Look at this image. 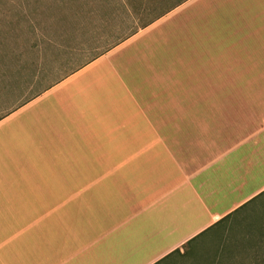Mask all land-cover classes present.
Returning a JSON list of instances; mask_svg holds the SVG:
<instances>
[{"label":"crops","instance_id":"0c3cea01","mask_svg":"<svg viewBox=\"0 0 264 264\" xmlns=\"http://www.w3.org/2000/svg\"><path fill=\"white\" fill-rule=\"evenodd\" d=\"M246 14L249 29L264 30V0ZM254 46L252 69L229 75L220 96L206 56L171 49L95 58L73 74L112 59L91 91V80L67 78L81 88L57 101L51 139L30 131L39 144L28 166H0V264H129L149 254L137 264H164L260 197L264 37Z\"/></svg>","mask_w":264,"mask_h":264},{"label":"rangeland","instance_id":"374dc122","mask_svg":"<svg viewBox=\"0 0 264 264\" xmlns=\"http://www.w3.org/2000/svg\"><path fill=\"white\" fill-rule=\"evenodd\" d=\"M176 1L0 0V166L12 172L28 166V157L36 156L39 144L30 143V131L38 142L51 139L62 94L76 92L81 88L77 82L90 80L91 91L99 87L95 77L107 78L110 72L105 67H109L110 58L103 60L105 66L73 75L103 54L132 57L140 55L137 49L146 47V55L156 49L162 53L171 49L180 56H206L208 77L212 73L208 85L219 89L218 96L231 80L229 75L252 69L254 41L264 37V30L249 29L253 15L246 12L253 10V0H189L145 34L124 43ZM120 44L125 45L119 48ZM70 76L80 78L68 85ZM44 161L37 158L34 162L43 167ZM262 161L263 157L261 183ZM42 174L44 171L38 178ZM263 220L264 194L236 213L231 227L225 229L222 224L195 240L187 256L174 255L164 264H208V255L219 246L222 229L226 237L240 240L256 231L253 223L259 229ZM150 256L134 255L129 264ZM242 257L237 262L252 264Z\"/></svg>","mask_w":264,"mask_h":264},{"label":"trees","instance_id":"16d2710c","mask_svg":"<svg viewBox=\"0 0 264 264\" xmlns=\"http://www.w3.org/2000/svg\"><path fill=\"white\" fill-rule=\"evenodd\" d=\"M186 1L188 0H177L173 5H170L166 10L162 11L159 15L154 17L148 23L142 25L141 28L147 27L148 25L152 24L159 18L168 14L169 12H171L178 6L182 5ZM136 32L137 31L133 32L132 34ZM263 194L264 191L259 196H262ZM246 206L242 207V209L245 208ZM233 216H234L233 214L228 215L219 223V225L215 226L210 231H212L213 229L219 226H222V224H226L225 229L227 227H231L230 223ZM247 218L248 217L246 216L244 219ZM242 220H240V223L242 222ZM259 223H261L260 225H258L259 229H257L255 223H253V227L255 228L256 231L253 232L252 230L251 232L249 231L250 232V233L248 232L249 235L247 234L248 237L246 235L245 237H243V239L240 240L232 239L229 236L226 237L225 234L223 233L225 229H222V234H219V236H222L219 239L220 241L219 246L213 254L208 255V258L210 259L208 264H240V262H237V259H240L242 255H243L241 259L242 261L246 262L249 259L250 261H252V264H264V220ZM241 264H246V263H241Z\"/></svg>","mask_w":264,"mask_h":264}]
</instances>
